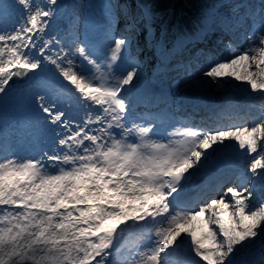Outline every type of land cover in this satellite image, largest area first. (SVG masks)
I'll use <instances>...</instances> for the list:
<instances>
[{"label": "snow or ice", "instance_id": "6c2138e0", "mask_svg": "<svg viewBox=\"0 0 264 264\" xmlns=\"http://www.w3.org/2000/svg\"><path fill=\"white\" fill-rule=\"evenodd\" d=\"M57 2L0 0V100L21 80L17 95L54 126L49 150L0 158V264H264V103L250 125L137 123L138 21L121 10L104 52L73 48L47 34ZM231 13L245 46L227 44L202 83L264 100V0ZM223 168L241 169L237 183L196 206V181Z\"/></svg>", "mask_w": 264, "mask_h": 264}, {"label": "rangeland", "instance_id": "374dc122", "mask_svg": "<svg viewBox=\"0 0 264 264\" xmlns=\"http://www.w3.org/2000/svg\"><path fill=\"white\" fill-rule=\"evenodd\" d=\"M223 1H215V0H139V4L147 9V17L141 21L139 26H143V29H139V31L135 30L134 34L131 35L132 40V54L137 58L140 63L139 69V79H151L156 78V76L152 75V70H154V74L158 71L154 68H151L152 65L159 63L158 50L156 48H163V41L161 40V36L166 32H169V28L173 25V21L171 20L173 17L174 19L179 17L181 12H184L185 5L189 6V8L195 10L194 18L199 17L203 10H211V13H208L205 16H209L210 14L213 15V18L218 19L219 27L226 33L229 34L230 38H222L217 42H213L210 44L209 47H206V53L199 57V62L197 67H193L189 69L187 75H182V77H172L171 75L162 74L163 78L159 79L158 82L162 83V85L166 88L169 93V101L174 104L178 103L176 100L182 97L183 94L192 92L191 89L194 87H201L204 91H207L210 94V98H221L227 99V107L223 110L217 111L216 114L221 116L220 122H214L208 116L204 117L203 112L201 109L197 110L192 109L189 110L191 107L187 106L186 103H182V106L186 109L185 112L180 111L177 112L178 114H174L169 119V124L167 125V130L172 131L173 126L176 128H180L183 122H187V124L193 127H201L207 129H214L221 125H230V124H243V123H251V118L257 116L258 108L261 103H264L259 96L256 94H245L241 93L240 95L233 91L232 84H224L223 86H216L212 83H202V80L205 78L200 76V70L202 68H206L209 64L214 62L217 59H223L226 54V46L227 44L231 43L234 47H238L243 49L245 46L244 34L245 29H235L229 30L231 21H232V13H231V6H222L223 12L220 16L218 14L219 7L218 5L223 4ZM41 2H45V0H41ZM218 2V4L216 3ZM62 3L64 6L62 8ZM120 5L121 9L112 10L107 6L113 5ZM216 3V5L214 4ZM230 4H250L254 8L259 7L261 0H230ZM194 5V6H193ZM109 8L111 10V14L109 16H105L103 9ZM134 8L136 15H139V9L135 7L133 4V0H58L57 5L54 6V16L49 22V28L47 30L48 36H55L56 39H60L64 44H71L74 48L77 43L81 42H93L97 45V48H102V45L106 43H100L96 40L90 38V29L96 28L98 26L99 30H103L105 33L106 28L108 27L109 23L107 20L112 22V14H115L118 17L117 11H125L127 12ZM199 11V14L196 12ZM244 9H241L243 12ZM186 15L187 12H185ZM215 14L216 17L214 16ZM105 16V19H102V16ZM189 16V15H188ZM204 16V17H205ZM192 17V16H191ZM202 17V15H201ZM221 17V19H220ZM15 17H10L4 23L6 25L13 26L16 23L14 20ZM181 19H183L181 17ZM202 19V18H201ZM209 20V19H208ZM206 20V21H208ZM191 21V20H190ZM202 19V22H206ZM93 22V23H92ZM214 22V21H213ZM95 23V24H94ZM123 21L117 19L114 23V29L119 28V26L123 25ZM208 27V26H206ZM205 26L203 28H206ZM172 28V27H171ZM198 29L197 27H195ZM201 30V29H199ZM203 30V29H202ZM148 33V34H147ZM117 36L121 35L120 33H116ZM98 40L100 39L99 36H96ZM148 38V40H147ZM203 39L202 37L200 38ZM147 40V41H146ZM203 41V40H202ZM141 43V44H140ZM173 44H171V54H175V44H185L183 40H173ZM135 49V47H138ZM187 45V44H185ZM139 49V50H138ZM157 50V51H156ZM155 54V55H154ZM150 56H152L150 58ZM187 57H183L186 59ZM181 66V64L179 63ZM149 66V67H148ZM48 69H51V66H48ZM40 74V71L37 70V74ZM190 76V78L188 77ZM138 79V80H139ZM19 81H15V86H11L9 89V94L13 99V104L18 107V112H25L24 110H28L29 108H35L21 97L12 91V88L19 87ZM239 84L240 82H235ZM201 85V86H200ZM11 92V93H10ZM8 94V95H9ZM239 95V97L237 96ZM212 96V97H211ZM130 98V97H129ZM240 99L241 104H237L235 99ZM172 99V100H170ZM22 105V107H21ZM181 106V103H179ZM254 106V107H253ZM161 108V109H160ZM180 108V107H179ZM230 108V109H228ZM231 108H237V111H241V115L239 117H232L230 113H232ZM156 109V108H155ZM228 109V110H227ZM161 110V111H160ZM168 110V106L164 105V103L159 107V110L153 111L154 113L160 115V112H164ZM73 113V112H72ZM245 113H248V117L242 119ZM147 113V115H152ZM185 114V116H184ZM227 114V116H225ZM158 115V116H159ZM5 113L0 111V158L5 156H11L15 154L16 149L18 147V140L21 137H29L31 139L32 134L28 129L20 130L19 133H15L13 128H20L22 123L18 121L17 115L15 114V118L13 117H4ZM231 118H228V117ZM36 117V116H35ZM34 117V118H35ZM204 117V118H203ZM181 118V120H180ZM5 119H8L11 122V125L7 127V125L2 126L5 123ZM195 119V120H194ZM204 119V120H203ZM36 119H34L35 121ZM197 121V122H195ZM24 123V121H22ZM138 123H143L144 121L139 118L137 120ZM25 125V124H23ZM15 135V136H14ZM33 146V145H32ZM32 149V148H31ZM233 176L227 180L225 183H222L220 190L216 196L208 195L202 199L201 202H195L196 206L208 201L212 198H219L224 190L228 186L235 185L237 183L236 177L239 175L241 169L233 168L232 172ZM209 192V191H208ZM255 203V201H254Z\"/></svg>", "mask_w": 264, "mask_h": 264}, {"label": "bare ground", "instance_id": "6f19581e", "mask_svg": "<svg viewBox=\"0 0 264 264\" xmlns=\"http://www.w3.org/2000/svg\"><path fill=\"white\" fill-rule=\"evenodd\" d=\"M112 4L114 5L115 3H112ZM186 10H187V14L189 15L188 17L191 19L193 17V19L191 21L190 20H184L183 22H181L179 24L177 22L174 25V27L169 28V32H166L165 34H163L161 36V40L167 41V40H170L172 38H175L178 40H184L187 43V46L185 48V52H184L182 57H187V58L186 59L182 58L181 60H179V59L175 60V58H173V60H172V58H171L170 62H168L167 60H164V62H162L160 60L159 64H156L154 67V69L158 70V72L164 73L167 75H171L172 77H174L176 75V77L181 78L182 75H187L188 72L190 71L189 69H191L193 67L195 68L198 66L199 57L206 53V47H209L210 44H212L213 42H217V41L221 40L222 38H226V37L230 38V36H228L229 34H226L218 26L220 20L218 21V19L213 18L212 14H210L209 16L207 15L205 17L202 16L203 20H205V21L209 19L206 22H202V19L200 16L204 15V14L206 15L207 12L211 13V10H207V11L203 10L201 15L199 17H196V18H194L195 13H192V12H195L194 9L188 8ZM120 12H121V10L117 11V13H118L117 19H120L124 22V20L122 18H120ZM127 12H130L131 15L133 17H135L136 20L138 21V24L136 27L137 30L138 31H139V29L142 30L143 26H139L141 24V22H140L138 16L136 15L134 8L130 11L127 10ZM196 13L199 14V11H197ZM123 25H124V23H123ZM123 25L119 26V28L116 29V33H120V34L123 33V31H124ZM9 26H11V24ZM204 26L205 27L208 26V27L203 28ZM195 27H197L198 29H196ZM202 28H203V30H202ZM199 29H201V30H199ZM97 31H98L97 29H91L90 33H96ZM201 37L203 38L202 39L203 41L200 39ZM140 44L138 45V47H135L136 50H137V48L142 47V46H140ZM151 57L152 56H150V58ZM165 57H169V46L168 45H164V47L161 48V58L164 59ZM179 63L181 64V66L179 65ZM188 77L190 78V76H188ZM196 90H202V88L199 87ZM130 97H133V98L138 99L140 101L143 99L144 100L147 99L146 97L139 98L138 96L134 95L133 93H130ZM11 99H12V97L10 95H7L2 100H0V111L5 113V116L15 118L16 117L15 114H21V115H23L24 118L28 119L31 117V115L33 113L36 112L35 109H33V108H29L28 110H24L25 112H18V107L16 105H13ZM149 100H150L149 104L145 102L144 103L145 108L142 107V113H144V114L148 113V110L152 107L159 110V107L163 103H164V105L168 106V110H166L164 112H160V115L158 113V115L161 117H165V118L170 119L172 115L178 114L177 112H180V111L185 112L186 111L184 106L181 105L180 108H178L179 106H177L179 103H182V102H178L177 104H174L175 102L172 103L171 101H167V100L166 101L162 100V99L157 100L156 97H150ZM193 104H194L196 109L200 108V106L198 104H195V103H193ZM135 112H136V108H135ZM23 113H25V114H23ZM184 116H185V114H184ZM180 120H181V118H180ZM4 122L5 123H3L2 126L7 125V127H8L9 125H11V122H9L8 119H5ZM195 122H197V121H195ZM42 128L44 129V131L46 133H48L44 127H39V128L36 127L35 129H33L34 134H36L37 132H40L42 130ZM176 138H180V137H176ZM232 176H233V172H230L228 174L223 175L222 177L215 178L214 180H212L207 185H204L200 190L197 189L198 191L196 190V192H195V198L194 197L192 198L193 201L194 200H200V198L206 197L208 194V191L219 190V188L221 187L220 183L223 181L226 182Z\"/></svg>", "mask_w": 264, "mask_h": 264}, {"label": "trees", "instance_id": "16d2710c", "mask_svg": "<svg viewBox=\"0 0 264 264\" xmlns=\"http://www.w3.org/2000/svg\"><path fill=\"white\" fill-rule=\"evenodd\" d=\"M216 1V0H215ZM218 4V2H216ZM216 3H214L216 5Z\"/></svg>", "mask_w": 264, "mask_h": 264}]
</instances>
